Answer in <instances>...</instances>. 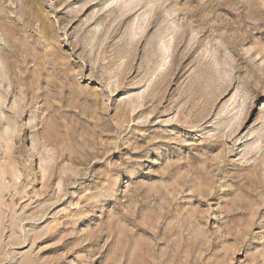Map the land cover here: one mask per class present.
Returning a JSON list of instances; mask_svg holds the SVG:
<instances>
[{
    "label": "rangeland",
    "instance_id": "374dc122",
    "mask_svg": "<svg viewBox=\"0 0 264 264\" xmlns=\"http://www.w3.org/2000/svg\"><path fill=\"white\" fill-rule=\"evenodd\" d=\"M0 264H264V0H0Z\"/></svg>",
    "mask_w": 264,
    "mask_h": 264
}]
</instances>
